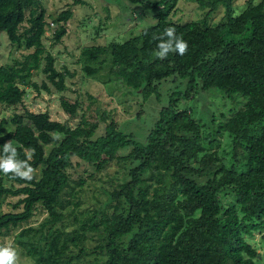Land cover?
<instances>
[{
  "label": "trees",
  "instance_id": "trees-1",
  "mask_svg": "<svg viewBox=\"0 0 264 264\" xmlns=\"http://www.w3.org/2000/svg\"><path fill=\"white\" fill-rule=\"evenodd\" d=\"M195 1L204 10L199 20L174 21L178 0H157L148 3L158 9L152 26L80 52L87 75L108 62L107 75L138 96L140 106L152 97L160 102L162 81H185L184 89L167 95L144 137L123 130L110 110L91 111L92 103L73 127L47 111L0 117V156L11 141L19 160L31 153L36 170L31 181L0 172V202L4 195L19 196L14 207H22L0 214V235L21 226L18 235L28 240L20 245L36 264H264V252L246 239L264 231V0H247L238 13L234 0ZM219 8L221 19L210 24ZM72 15L67 6L52 18L59 23L54 42L66 34ZM46 17L40 0H0V31L11 44L32 49L0 65V104L21 102L25 86L49 90L45 82L31 81L42 61L47 80L65 89L67 73L56 68L42 42ZM169 26L188 42V51L158 59L155 37ZM215 89L245 100L226 119L212 120L213 134L230 140L229 161L214 149L219 139L179 104ZM60 105L74 117L81 104L62 95ZM114 162L119 178L99 187L104 198L97 204L82 206L85 188ZM222 190L232 192L235 202L224 207ZM38 207L46 215L29 225Z\"/></svg>",
  "mask_w": 264,
  "mask_h": 264
},
{
  "label": "rangeland",
  "instance_id": "rangeland-1",
  "mask_svg": "<svg viewBox=\"0 0 264 264\" xmlns=\"http://www.w3.org/2000/svg\"><path fill=\"white\" fill-rule=\"evenodd\" d=\"M46 8L47 21H54L52 18L67 6L72 7L73 15L66 23V34L61 41L54 42L52 31L45 32L42 42L47 52L55 57V66L59 70H65L67 73L64 82L65 89L58 91L49 80H47L41 67L34 71L32 82L39 86L45 82L49 87L46 91L43 88L36 89L33 86H25V94L21 102L16 105L7 106L0 104V117H9L12 113H25L26 111L43 112L47 111L50 119L67 123L70 126L78 124L81 115L89 103H92L90 110L96 108L110 110L115 118L120 121L121 128L127 132L132 130L137 137H141L148 132L154 123L158 110L161 105L168 101V94L172 90H182L185 87V81L170 77L162 81L159 85L161 92L160 102L153 97L148 99L141 106L138 96L129 92L117 79L107 75L108 62L102 64L99 72L93 76L87 75L83 71V62L80 52L84 46L107 44L111 41L123 42L133 35L139 34L143 29L152 26L155 23L153 14L158 11L157 8H148V3H154L157 0H83L85 3L76 0H40ZM257 1V0H255ZM247 0H234L235 12L238 13L245 5ZM28 10L26 11V16ZM204 10L200 9L195 0H178L170 18L174 21L184 23L202 18ZM223 8H219L209 19L210 24H215L221 19ZM54 28L59 27V23L54 21ZM27 25L25 21L23 23ZM32 51L18 47L7 38L5 31H0V65L12 64L14 59H19L23 54ZM94 66H97L96 64ZM216 90V91H215ZM212 91L196 94L188 100L179 102L181 108L192 110L193 118L202 123L203 130L213 134V122L224 120L233 112L239 110L244 105V99L236 96L229 99L215 89ZM67 96L71 100H78L80 107L76 115L70 117L60 105V97ZM141 100V99H140ZM140 112V116L137 113ZM217 137L219 144L214 149L224 160L229 161L231 150L230 140L226 134H213L211 137ZM126 150H120L119 154H125ZM116 162L112 163L101 173H97L93 179V185L85 188L80 196L82 206H91L97 204L104 194L100 192V186H108L112 181L120 176L121 168ZM101 177V179H99ZM119 178V177H118ZM19 196L4 195L0 202V214L10 211H20L21 205L14 207ZM221 204L226 207L235 202V195L229 190H222L219 193ZM46 213L38 207L32 217L29 219V225L38 224ZM22 229L19 226L16 230L9 229L0 235L1 244L11 243L19 253V264H36L34 260L26 255L25 249L20 245L21 241H26V236L20 237L18 234ZM264 231H255L252 236L246 237L256 250L262 255L264 252ZM259 257L258 259H261ZM258 264H263V260Z\"/></svg>",
  "mask_w": 264,
  "mask_h": 264
},
{
  "label": "clouds",
  "instance_id": "clouds-1",
  "mask_svg": "<svg viewBox=\"0 0 264 264\" xmlns=\"http://www.w3.org/2000/svg\"><path fill=\"white\" fill-rule=\"evenodd\" d=\"M155 39L159 41L154 53L158 59H164L172 52L184 55L188 51V42L177 34L176 28L173 26L166 27L162 34ZM3 152L4 155L0 156V172L5 175L12 174L13 177L22 180H33L36 170L29 163L31 153L27 154V159L19 160L17 148L13 146L11 141L4 143ZM0 264H19V253L11 243L0 245Z\"/></svg>",
  "mask_w": 264,
  "mask_h": 264
},
{
  "label": "built area",
  "instance_id": "built-area-1",
  "mask_svg": "<svg viewBox=\"0 0 264 264\" xmlns=\"http://www.w3.org/2000/svg\"><path fill=\"white\" fill-rule=\"evenodd\" d=\"M53 28H54V23L51 21V22H49V29H47V31L53 30Z\"/></svg>",
  "mask_w": 264,
  "mask_h": 264
}]
</instances>
